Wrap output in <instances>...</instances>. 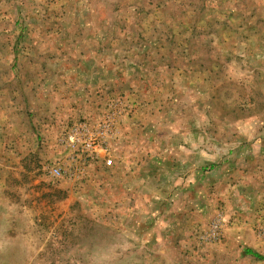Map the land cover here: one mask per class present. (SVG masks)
<instances>
[{
	"label": "crops",
	"instance_id": "0c3cea01",
	"mask_svg": "<svg viewBox=\"0 0 264 264\" xmlns=\"http://www.w3.org/2000/svg\"><path fill=\"white\" fill-rule=\"evenodd\" d=\"M161 2L153 0L149 6L162 12ZM173 2L177 0L169 2L170 10ZM131 6H142L137 12L143 15L150 10L143 0H29L37 16L29 18V28L36 29L29 35L32 45H22L23 28L6 33L7 49H0L6 59L0 62L5 66V75H0L3 145L19 136L25 140L33 129L30 108L59 106L63 111L58 117L70 118L75 109L63 100L66 92L81 93L83 100L86 93L92 96L87 107H78L91 124L110 116L102 114L111 110L109 102L124 104L117 97L134 101L137 109L119 119L109 151L124 157L133 169L136 194L129 195L128 203L153 207L147 212L137 206L136 217L132 213L126 219L132 240L123 250L138 251V264H247L249 258L264 262V147L238 145L236 141L246 139L241 135L229 141L225 133L195 132L194 120L173 115L179 101H159V91L181 75L178 68L166 66L179 51L159 54L156 47L162 39L146 38V22L138 15L137 21L129 20ZM42 9L57 10L62 18L39 19ZM72 15L76 19H70ZM154 23L160 26L161 21ZM28 51L29 59L22 58ZM184 123L192 129L178 126ZM50 129L60 130L54 125ZM56 152L64 151L58 147ZM98 155L104 163L106 151L101 148Z\"/></svg>",
	"mask_w": 264,
	"mask_h": 264
},
{
	"label": "rangeland",
	"instance_id": "374dc122",
	"mask_svg": "<svg viewBox=\"0 0 264 264\" xmlns=\"http://www.w3.org/2000/svg\"><path fill=\"white\" fill-rule=\"evenodd\" d=\"M171 1L162 0L161 12L149 6L153 0H143L150 10L143 15L137 12L142 6H131L134 10L129 15L131 21L138 20L135 15L145 20L146 38L162 39L156 47L159 54L168 55L171 48L179 51L166 66L178 68L181 75L159 91V101H179L173 115L195 121L193 129L185 123L179 127L225 133L229 141L241 135L246 139L236 141L238 145L264 147V0H177L170 10ZM30 9L29 0H0L2 51L7 49L6 33L17 34L23 28L22 45L30 48L29 35L36 29L29 28V18L37 19ZM38 15L53 22L62 18L57 10L42 9ZM155 21H161L160 26ZM175 36L178 40H171ZM22 58L29 59V51ZM0 59L6 60L5 56ZM4 70L0 65V75H5ZM80 95L69 91L63 96L75 109L70 118L58 117L63 111L59 106L43 111L30 108L33 129L26 132L25 140L19 136L4 146L5 137L0 136V264H138V251L123 250L132 240L124 226L132 213L136 217L137 206L148 212L153 205L128 203L137 183H131L135 176L127 167L130 162L122 166L124 157L113 153V164L107 166L98 155L77 180L51 172L53 166L68 169L70 162V151L59 144L62 133L77 121L88 122L78 107H87L92 96L86 93L83 100ZM117 99L124 102V112L116 120L119 128V119L130 117L137 107L134 101ZM114 101L109 102L111 110L102 114L111 116ZM52 125L59 132L51 131ZM47 130L49 136L44 134ZM167 130L172 131L163 128ZM58 147L62 154L56 152ZM247 261L264 264L253 258Z\"/></svg>",
	"mask_w": 264,
	"mask_h": 264
},
{
	"label": "built area",
	"instance_id": "2783aa9c",
	"mask_svg": "<svg viewBox=\"0 0 264 264\" xmlns=\"http://www.w3.org/2000/svg\"><path fill=\"white\" fill-rule=\"evenodd\" d=\"M115 103L111 116L99 124L80 120L62 133L59 144L70 151L68 155L70 162L66 170H63L61 166H53L51 170L53 175L67 176L75 180L82 178L86 174L88 165L98 158V151L101 148L106 151L105 165L113 164L109 141L115 137L117 117L124 112L122 103Z\"/></svg>",
	"mask_w": 264,
	"mask_h": 264
}]
</instances>
